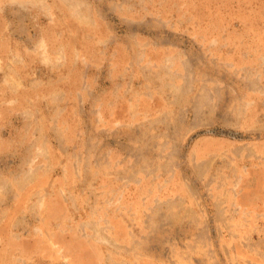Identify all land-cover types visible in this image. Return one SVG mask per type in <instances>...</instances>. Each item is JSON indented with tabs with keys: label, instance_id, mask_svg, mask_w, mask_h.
<instances>
[{
	"label": "rangeland",
	"instance_id": "374dc122",
	"mask_svg": "<svg viewBox=\"0 0 264 264\" xmlns=\"http://www.w3.org/2000/svg\"><path fill=\"white\" fill-rule=\"evenodd\" d=\"M0 264H264V0H0Z\"/></svg>",
	"mask_w": 264,
	"mask_h": 264
}]
</instances>
